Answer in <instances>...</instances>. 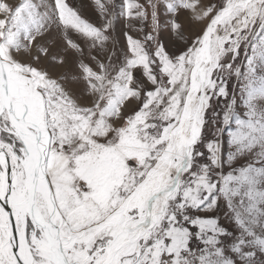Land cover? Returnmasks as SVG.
<instances>
[{
  "label": "snow or ice",
  "instance_id": "6c2138e0",
  "mask_svg": "<svg viewBox=\"0 0 264 264\" xmlns=\"http://www.w3.org/2000/svg\"><path fill=\"white\" fill-rule=\"evenodd\" d=\"M93 4L0 0V264H264V0Z\"/></svg>",
  "mask_w": 264,
  "mask_h": 264
},
{
  "label": "rangeland",
  "instance_id": "374dc122",
  "mask_svg": "<svg viewBox=\"0 0 264 264\" xmlns=\"http://www.w3.org/2000/svg\"><path fill=\"white\" fill-rule=\"evenodd\" d=\"M138 2L142 3V4H146V0H138ZM205 2L206 3L212 2V3L219 4V3H221V0H205ZM69 3L72 4L74 7L78 8L81 11L82 15L86 19H88L89 21L96 23V24L100 23L99 15L95 9V6L93 4V0H69ZM121 3H122V0H116V4H117L116 11H117V13L119 12V6ZM179 19L182 22V24L184 25V35H185V38L189 42L192 39H194L196 35L200 34V31H201L203 25H198V24L192 23L186 12H181ZM126 23L127 22L125 21V19L123 17L118 18L114 24V31L112 32V35L116 38V41H117V43H116V50H117V54H118L117 63H120L124 60V56L128 51L127 41H126V38L124 36V33L128 32V34L132 35L134 38L143 40L145 33H147L150 30L149 27H145L143 32L135 31V30H132L129 27H127ZM133 23L135 24L136 28L140 27L139 22L133 21ZM160 38L164 42V44H165V46H166V48L170 54L171 53H177L178 54V51L185 47L184 42L180 41L169 30L162 31ZM78 42L81 43L82 46L85 47V55L83 57L84 61L86 63H89L93 67H95V64L93 63V61L88 56L86 44H84V42L82 40L78 41ZM56 51H60L63 55L66 56V59H67V63L65 65V67L60 68L57 71L59 73H67L70 77L78 75L79 69H78L77 65L79 63L80 57H78L72 51L65 52L63 50L62 44L59 48L56 49ZM240 59L241 60L243 59V55H241ZM135 74L137 77H139L141 75L139 71H137ZM231 83L233 85H235L236 81L232 80ZM79 88L81 89V91L78 92V95L81 96V102L87 104L88 100L82 94L83 85H79ZM236 95L238 98V102H237L235 110L237 111L238 114L242 115V113L244 111V106H243L242 101L239 99V92H237ZM223 107H224V101H223V99H221V101L216 105V110L221 111L223 109ZM131 108H132V106H129L128 110L131 111ZM230 128L232 130H234L235 124L232 123L230 125ZM228 130H229V128H225L223 136H222L223 150L225 152V155L227 154V151H228V142H227L228 141V136H227ZM244 164H246L245 159H240L237 161V166L244 165ZM223 171L226 173L228 171V169L225 168ZM226 212H227L226 207H224L222 205L220 211L215 213V215L219 217V221H220L222 226L226 227L231 233L236 235V234H238L237 226L234 224V222L231 219H229L226 216ZM201 215H203V213H201ZM209 215H211V214H209ZM198 243L199 242H197V241H193L192 247L195 249L197 247Z\"/></svg>",
  "mask_w": 264,
  "mask_h": 264
}]
</instances>
